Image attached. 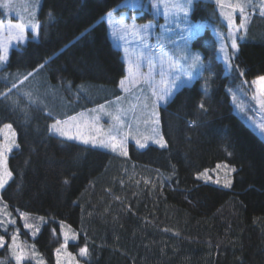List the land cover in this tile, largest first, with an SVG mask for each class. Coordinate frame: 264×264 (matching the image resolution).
<instances>
[{
    "label": "trees",
    "instance_id": "16d2710c",
    "mask_svg": "<svg viewBox=\"0 0 264 264\" xmlns=\"http://www.w3.org/2000/svg\"><path fill=\"white\" fill-rule=\"evenodd\" d=\"M32 1V27L23 24L24 41L0 62V93L37 70L8 100L0 97V126L12 124L18 145L8 155L13 177L0 190V209L11 218L26 212L24 223L39 228L30 243L17 240L22 264H57L62 229L77 236L66 246L71 257L61 251L63 264H264V140L235 112L227 90L264 74V16L249 17L229 73L206 23L192 40L211 69L206 91L209 71L159 106L166 147L128 142L123 156L49 132L56 116L120 94L124 62L102 14L122 0ZM4 2L0 20H16ZM192 16H216L214 3L196 0ZM5 241L0 261L15 264Z\"/></svg>",
    "mask_w": 264,
    "mask_h": 264
},
{
    "label": "snow or ice",
    "instance_id": "6c2138e0",
    "mask_svg": "<svg viewBox=\"0 0 264 264\" xmlns=\"http://www.w3.org/2000/svg\"><path fill=\"white\" fill-rule=\"evenodd\" d=\"M148 2L151 4L152 8L157 10L159 13L161 9V5L163 6V17L166 21L165 25H161V28L164 31H170V29L167 27L169 23H173L174 21H170V17L175 16L177 18V21H179L180 15H183V27L180 28V32L178 33L180 37V41L182 42V47L177 45L175 41H172L169 38V44L174 48H179L180 55H169V53L164 51V45L160 44L159 46V56L157 57L155 53H151L148 55H145L143 51L140 52L139 56L137 57V60H132L130 57H128V49H124L126 54V61L130 65L128 68V77L125 79H121L119 82V87L124 91L128 92L129 87H126V80L129 82V84L132 87L136 86H143L147 85L151 89V96L145 97V103L143 104V108H148L147 101L151 99L152 101V112L151 116H156L157 113L155 111V108L160 103H167L178 91H180L182 88L187 87L194 79L201 76L205 71H209V77L206 78V84H205V91L207 89V81L211 79L212 73L210 67L204 63L202 56L199 52H192L189 47V41L194 40L200 32L206 27V25L201 23H193L191 22L189 17V7L188 5H191L193 3V0H148ZM253 0H239L234 5H229L233 9V11L239 10L240 13V22L239 24H235L232 12H221V15L224 16V18L228 21V33L227 38L231 40V48L233 52L238 51V43H237V34L241 31H246L247 23L249 20V16L247 13V8L252 5ZM217 4H221L222 0H216ZM4 7L11 8L13 5L11 3V0H8L7 3L3 5ZM122 6H131L133 9H137L142 6V0H125L124 5ZM109 17H111V13H108ZM260 15L264 16V0H261V7H260ZM177 27H180V23H176ZM153 25H143V26H137L135 23L132 24H126L123 21H121V30L124 33H131L133 36H140L141 42H143V36L146 33L150 32V29H152ZM15 30L16 34L15 36L12 35V31ZM3 31V24L0 22V32ZM24 26L20 23L16 24H9V40L16 39L18 41L23 40L24 37ZM32 32L35 35H38L39 32V25H35L32 28ZM115 35V33H113ZM163 35V34H162ZM161 36L157 37V40L159 41ZM221 40L224 39L223 34L221 33ZM123 38V37H121ZM239 39H243V36H240ZM144 47H149L147 44L144 45ZM218 53H223V63L226 68L231 69V57L227 55V49L226 46L223 43L219 44V47L216 49ZM8 59V50L7 47L0 42V62H4ZM159 60V64L157 65L156 61ZM140 60L147 62V71H142V65L139 62ZM45 67L44 64H41L39 66L40 69H43ZM158 68V71H157ZM37 70H33V72H28L27 74L23 75L22 79L17 77L16 80H14L11 83V87L7 89L6 92L0 93V97L3 98V100H8L10 98V94L12 93L13 89L19 90L20 87H22L25 82L29 80L30 77L34 75V72ZM157 75L159 76V79L157 80ZM243 75V73H241ZM253 84H258L259 87L257 89V92L253 95L252 99L255 100L256 105L264 111V76H260L257 78V80L253 81ZM24 95L31 100L32 103H36V100L32 99V93L26 92ZM120 98L117 97V100ZM236 100L235 94H233V101ZM2 102V101H0ZM15 104V102H13ZM42 103V102H41ZM135 107H133V111H135ZM205 105L202 102L200 104V108L204 109ZM237 107H240L237 104ZM99 108L101 110L104 109V105H100ZM243 110V109H241ZM128 110L117 108L116 111L109 112L107 115H109L114 122L113 125L109 128L107 133H103V138L97 139L96 136L93 135H84L79 128H77L76 134L73 135L70 128H66L65 126L69 125V121L76 120L75 116H70L66 120H60L56 119L53 123L49 125V132L50 133H56L61 138H66L67 140H79L82 141L83 144L88 145L91 144L93 147H101V148H110L113 152L119 151L120 155L127 156L128 152L125 147L127 137L129 135L128 132H123L122 129L125 125L124 116L126 115V112ZM47 115L51 116V112L46 113ZM98 119V118H94ZM158 120L152 121V123H158ZM145 123H148L146 120ZM129 127H131L129 125ZM257 127L261 130L262 133H264V123L258 124ZM3 129H7L11 132V136L13 139H11L8 142H0V189H4V187L9 183V180L13 177V172L9 169L7 160L8 156L7 154L12 152L14 147H18L16 144V141L14 139L16 133L12 130V124L11 123H5L3 124ZM3 129H0L2 131ZM93 131L97 134H101L100 128H93ZM153 133L159 135L156 133V129L153 128ZM145 139H148V137H145ZM155 143L159 144L161 148L166 147V143L164 141L163 135H159L158 140H154ZM137 145L140 148H144L146 145L144 143H141L140 140L136 141ZM234 171V169H233ZM203 175V174H201ZM147 183V181H146ZM232 181L226 180L224 183V187H230ZM0 214L7 216L8 219L5 222L4 219H0V228H3L5 232H7L8 224H15V219L11 218V213H8L4 211V209H0ZM29 214L26 212H20V217L23 219L27 217ZM41 221L44 220V217L39 218ZM63 222H61L62 224ZM24 227L27 229H33L34 225L25 222ZM36 231H39V228H36ZM36 231H33V235L36 234ZM55 229H53V234H55ZM18 230L16 233H13L12 235V242L10 244H7L8 250L11 252L12 257L15 259V264H22V261L25 259L26 253L24 250V247L17 243V236ZM61 234L63 235V244L59 248L56 249L57 254V264H63L60 253L62 250H64V254L68 257H71V253H68L66 251V246L68 245L69 240H76L77 236L75 234L69 236L68 233L63 232V229L61 230ZM6 241L5 237L3 235H0V248L5 247ZM79 254L83 257L88 254V248L87 245L84 247L79 248ZM33 255H36L35 251L33 250ZM0 264H5L4 261H0ZM40 264H43V261H40ZM70 264H76L75 260L73 259Z\"/></svg>",
    "mask_w": 264,
    "mask_h": 264
},
{
    "label": "rangeland",
    "instance_id": "374dc122",
    "mask_svg": "<svg viewBox=\"0 0 264 264\" xmlns=\"http://www.w3.org/2000/svg\"><path fill=\"white\" fill-rule=\"evenodd\" d=\"M195 1L196 0H193V3L191 5H188L190 12L188 19L193 23H201L204 25L208 23L213 34L215 35L216 49L219 47L220 43H223L226 46L227 55L232 58L233 54H235L236 51L233 52L231 48V40L227 38L228 21L224 18V16L221 15V12L222 11L225 13L232 12L234 22L235 24L238 25L240 22L239 10L233 11V9L229 7V5H234L237 2H239V0H222L221 4H217L216 0H205L214 3L216 9V16L214 17L209 16L208 18L205 19L194 18L192 16V10ZM7 2L8 0H5L3 5ZM124 3L125 0H122L117 5V7H114L102 14V19H104L107 24L108 34L112 39V43L120 49L121 58L124 62V75L119 79L117 84L120 94H118L117 96L113 97L108 101L82 109L81 111L75 112L73 114L56 116L51 121V123H53L54 120L56 119H60L63 121L70 116H75L76 120L69 121V125L65 126L66 128H70L73 135L76 134L77 128H79L84 135H93L96 136L97 139H100L103 138L102 134L107 133L109 128L114 123L111 117L107 115V113L109 112L114 113L117 108H121L128 110L126 112V115L124 116L125 125L122 129L123 132L129 133L125 144L126 149L128 142H133L137 147H139L136 143L137 140H140L141 143H144L146 146L148 144H155L157 146H160L159 144L154 142V140L159 139V135H162L160 131V124L159 122L154 124L152 123V121L154 120L159 121L158 109L159 106H163L165 103L158 104L155 108L157 115L151 116L150 115L152 112L151 99L147 101L149 105L148 108L147 109L143 108V104L145 103V97L151 96V89L147 85H143L142 87L141 86L132 87L129 84V82L126 80L125 86L129 87V91L124 92L119 87L120 80L125 79L129 75L128 68L130 65L126 61V54L124 49H128L127 55L134 61L137 60V57L139 56L141 51H143L145 55L155 53V55L158 57L160 44L164 45V51L169 53V55L179 56L180 55L179 48L172 47L168 41L170 38L172 41H175L177 45L182 47V42L180 41V37L178 33L180 32V28L183 27V23H182L183 15L182 14L180 15L179 21H177V18L175 16L170 17V21H174V22L169 23L167 25L170 31H164L161 28V25L166 24V21L162 14L163 11L162 5L158 13L157 10L152 8L148 0H142V6L137 9H133L131 6H122L124 5ZM3 5L2 8L5 10L7 14L16 17V20H5V21L0 20V22H2L3 24V31L0 32V42H2L7 47V50H9L10 46L12 45L14 46L21 41V40L18 41L16 39L9 40V24L10 23L11 24L20 23L22 25L27 24L31 28L33 25V17L37 10V6L35 4V1L32 0H21L18 3H13L12 4L13 6L11 8L4 7ZM260 7H261V0H253L252 5H250L247 8L248 16L251 17L252 14L254 13L260 14ZM108 13H111V17H109ZM121 21L129 25L135 23L137 26L151 24L153 25V27L152 29H150L149 33L144 34L143 42H141L140 36H133L130 32L124 33L121 30ZM176 23H180V27H177ZM113 33H115V35H113ZM221 33L223 34L224 37L223 40H221V35H220ZM240 33L237 34V38L240 36ZM15 34H16L15 30H13L12 35L15 36ZM161 35L162 38L158 41L157 37ZM145 44H147L149 47L147 48L144 47ZM189 47L192 52L200 53L199 49L192 45V40L189 41ZM216 56L223 63L224 54L218 53L216 51ZM139 62L142 65L141 70L147 71V62L143 60H140ZM156 63L157 65L159 64L158 59ZM223 66H224V73H229L230 71H232V67L231 69H228L225 67L224 63ZM260 76H264V74ZM258 77H255L254 79H251L249 81L242 79L241 81L235 83L234 85L229 86L227 90L230 94L231 102L233 104L235 112L242 118V120L246 124H248L264 140V133H262L261 130L257 127L258 124L264 123V111H262L256 105L255 100L252 99L253 95L257 92V89L259 87L258 84L254 85L253 81L257 80ZM156 78L158 80L159 76L157 75ZM233 94H235L236 96L235 101H233ZM117 97H119L120 99L117 100ZM237 104L240 107H237ZM100 105H104L103 110L99 108ZM134 106H136L135 111L132 110ZM94 118H98V119H94ZM146 120L148 121V123H145ZM129 125L131 127H129ZM93 128H100L101 134L95 133L93 131ZM153 128L156 129V133H158L159 135L153 133ZM0 129H3V124L0 126ZM11 131L15 132L13 126ZM145 137H148V139H145ZM11 139H13V137L11 136V132L9 130L3 129L2 131H0V142H8ZM14 139L17 144L16 135ZM76 141L83 143L82 141L79 140ZM107 150L112 151L110 148H108ZM117 152L119 153V151ZM8 155L9 153L7 154V156ZM7 164H8V160H7ZM15 216L16 217H12L16 221L15 224L14 225L8 224L7 232H5L3 228H0V231L4 235L5 239H10L12 241L13 233H16V231L18 230L17 240L18 241L27 240L26 243H30L31 239H32L31 241H33V237H34V235L32 234L33 231L25 228L24 221L21 218H19V216L17 215ZM0 219H4L6 222L8 217L2 215L0 216Z\"/></svg>",
    "mask_w": 264,
    "mask_h": 264
},
{
    "label": "crops",
    "instance_id": "0c3cea01",
    "mask_svg": "<svg viewBox=\"0 0 264 264\" xmlns=\"http://www.w3.org/2000/svg\"><path fill=\"white\" fill-rule=\"evenodd\" d=\"M25 34V33H24ZM24 39H25V35H24V37H23V40H21L20 42H18V43H21V42H23L24 41ZM112 40V39H111Z\"/></svg>",
    "mask_w": 264,
    "mask_h": 264
}]
</instances>
